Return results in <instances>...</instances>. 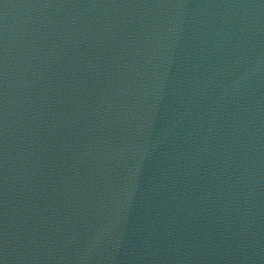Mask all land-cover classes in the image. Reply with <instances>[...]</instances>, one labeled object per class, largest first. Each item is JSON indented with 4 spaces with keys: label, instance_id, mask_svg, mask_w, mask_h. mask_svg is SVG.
Listing matches in <instances>:
<instances>
[{
    "label": "water",
    "instance_id": "obj_1",
    "mask_svg": "<svg viewBox=\"0 0 264 264\" xmlns=\"http://www.w3.org/2000/svg\"><path fill=\"white\" fill-rule=\"evenodd\" d=\"M0 264H264V0H0Z\"/></svg>",
    "mask_w": 264,
    "mask_h": 264
}]
</instances>
